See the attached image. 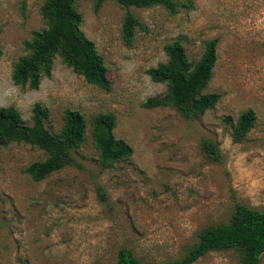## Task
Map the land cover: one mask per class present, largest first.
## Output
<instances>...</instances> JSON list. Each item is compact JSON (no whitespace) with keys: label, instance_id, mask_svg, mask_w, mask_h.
<instances>
[{"label":"rangeland","instance_id":"374dc122","mask_svg":"<svg viewBox=\"0 0 264 264\" xmlns=\"http://www.w3.org/2000/svg\"><path fill=\"white\" fill-rule=\"evenodd\" d=\"M44 1L0 0V106L15 107L30 126L40 103L49 110L51 133L60 132L66 109L76 110L87 128L73 163L40 182L24 171L46 159L44 151L23 143L0 149V264H116L122 248L144 264H167L186 254L200 230L226 223L235 202L264 212V0H176L192 8L175 15L162 7L131 8L142 25L131 46L121 35L125 9L106 1L94 12V0H75L81 30L104 58L109 91L88 84L58 57L37 90L13 83L24 42L44 28ZM178 38L193 63L207 41H218L203 93L221 98L199 118L142 107L165 95L166 85L147 70L167 61L164 46ZM247 109L255 112L254 126L234 143L236 119ZM98 114L115 117L113 136L133 149L129 158L102 162L91 140ZM205 141L220 161L206 158ZM193 264L242 261L226 248Z\"/></svg>","mask_w":264,"mask_h":264},{"label":"trees","instance_id":"16d2710c","mask_svg":"<svg viewBox=\"0 0 264 264\" xmlns=\"http://www.w3.org/2000/svg\"><path fill=\"white\" fill-rule=\"evenodd\" d=\"M106 1H112L125 9L121 35L127 46L132 45L135 30L142 27L130 11L131 8L162 7L171 15L177 14L180 8H192V2L179 3L176 0H94V12H98ZM40 16L44 28L32 31L31 39L24 42L27 53L13 66V83L37 90L41 80L50 77L54 60L58 57L88 84L109 91L111 82L104 58L81 30L82 17L76 9L75 0H45L40 8ZM217 43V39L207 41L196 63L189 60L180 38L166 44L164 52L167 61L147 70L153 82L166 85V93L147 99L142 107H171L187 118H199L213 109L221 95L205 94L203 91L212 77L217 60ZM48 117L49 110L36 103L31 110L32 124L28 126L15 107L0 106V149L12 143H23L47 154L46 159L31 163L24 171L34 182L43 181L71 165L72 151L85 138L86 120L80 112L66 109L59 133H51L46 129ZM255 120L252 109L242 112L233 127L232 141L241 143L253 128ZM115 126V117L111 114H98L91 120V140L105 164L125 160L133 153L126 142L113 136ZM203 152L210 160H221V155L208 141L203 143ZM99 196L104 199L102 191H99ZM196 240L182 258L167 264H193L211 251L226 248L237 250L242 264H261L264 256V212L235 202L226 223L200 230ZM116 264L144 263L130 249L122 248L118 251Z\"/></svg>","mask_w":264,"mask_h":264}]
</instances>
